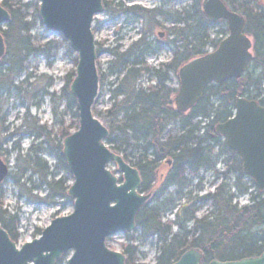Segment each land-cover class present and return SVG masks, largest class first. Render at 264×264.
Masks as SVG:
<instances>
[{
  "label": "trees",
  "instance_id": "obj_1",
  "mask_svg": "<svg viewBox=\"0 0 264 264\" xmlns=\"http://www.w3.org/2000/svg\"><path fill=\"white\" fill-rule=\"evenodd\" d=\"M160 1L162 5L167 3V0ZM191 1V13H184L187 19L178 16L176 20L177 25L182 24L185 27L173 30L170 33L173 41L168 44L174 46L180 43L179 48L182 52L174 51V59L166 66H162L161 70L154 71L157 84L145 92L137 86V82L141 77L140 73L151 71L145 67L140 49L145 39L159 26L157 20L164 17V14L158 8L124 7L122 4L114 5L103 0L105 13L110 19L119 16L132 22L142 19L147 27L126 52L122 54L113 52L111 74H117V77L121 74L123 76L114 85L113 102L106 111V116L112 119L121 116V122L117 127L111 126L106 144L113 151L122 154L123 159L138 170L141 177L139 193L151 192L155 171L161 162L171 163L168 173L165 176L160 175V178H163L161 185L136 215L134 234L139 233V237L125 234L128 240L120 249L125 257V264H139V246L134 244L137 239L155 238L160 250L155 264H173L190 249L197 250L201 254V264H209L213 260L225 262L257 257L264 251V191L259 192L258 196H253L251 186L241 184L242 179L245 178L241 160L225 144L222 145L223 152L230 154L233 159H231L233 163L231 168L226 167L227 163L224 162L225 169L216 172L211 156L213 149L220 145V137L215 134L214 128L232 116L235 100L248 96L252 91L257 94L256 98L263 95L261 99L264 101V89L260 88L263 82L260 75H264V0H222L231 11L245 19V33L253 42V59L250 66L253 73H259L258 76L246 72L237 80L209 85L196 105L188 113L183 114L172 108L171 97L176 90L166 87L169 79L168 71L176 75L180 66L205 55L207 48H217L220 42L209 38L210 29L214 24H210L203 16L200 6L202 0ZM0 3L10 15V21L5 28H0L6 46L5 57L0 61V92L9 93L19 87L14 84L16 79L24 75L29 76L30 57L37 55L48 57L44 48L49 43L42 45L34 43L31 37L34 26L26 16L30 7L28 3L22 4L15 0H2ZM32 4V8L37 12L38 4L35 2ZM145 46L148 48L149 44ZM96 52L98 54L97 45ZM76 63L77 60L74 59L75 67ZM136 67L139 69L135 70ZM73 77L74 72H71L63 78L64 85L57 96L65 103V109L71 116L70 126L57 124L55 132L45 127L36 128L34 135L39 140V146L38 148L32 146L30 154L24 157L26 158L24 173H29L30 177H40L39 187L46 192L41 199L33 197V200L48 205H56L59 200L71 202L67 196L71 178L56 179V176L49 172L48 167L40 166L39 162L41 155H50L60 165L61 171L68 173L62 155V141L70 135L71 130L78 128L76 101L69 92ZM103 80L102 75L101 81ZM118 98L121 100L117 101ZM212 99L217 100L216 107L211 102ZM197 118L211 119L202 135H199L201 132L199 122H195ZM170 125H176L178 132L163 140L162 136ZM115 133L118 137H114ZM125 136L134 141L135 149L141 150L136 161L132 162L129 159L131 156L125 155L126 150L130 148L129 140L123 138ZM138 144H142V147H138ZM1 145L0 155L3 153ZM13 150L17 151L18 148L15 146ZM32 152L35 155L34 160L30 158ZM148 153L151 159L147 158ZM200 169L206 172L214 171V181L218 182L222 179V182L213 194L197 198V201L203 203L210 201L216 211L213 218L212 214L206 213L198 220L195 218L196 201L181 206H177L176 203L181 199L186 184L185 173L196 174ZM235 173L237 177L234 188L237 194L247 195L250 191V203L240 208L232 204L234 196L229 194V186L225 184L230 179L229 175ZM170 187H176V192L168 193ZM34 189L37 191L36 187ZM174 211H176L174 220L164 223L162 214ZM0 224L10 239L16 243L18 226L16 216L2 211L1 205ZM188 224H190L189 228ZM174 227L177 229L175 233L172 232ZM108 241L109 239L106 242Z\"/></svg>",
  "mask_w": 264,
  "mask_h": 264
},
{
  "label": "water",
  "instance_id": "obj_2",
  "mask_svg": "<svg viewBox=\"0 0 264 264\" xmlns=\"http://www.w3.org/2000/svg\"><path fill=\"white\" fill-rule=\"evenodd\" d=\"M36 1L43 26L60 34L77 55L69 92L76 101L78 128L62 141V155L72 178L67 195L73 201V211L54 218L38 238L19 248L0 226V264H57L67 252H72L67 264H125L124 255L110 250L106 239L132 233L136 215L152 193L138 192V170L106 145L109 131L92 112L99 92L92 24L104 11L103 0ZM201 11L209 23L224 20L228 35L215 50L179 68L173 102L183 114L196 105L207 86L239 79L252 60V41L244 33L242 16L230 11L222 0H202ZM9 21V13L0 5V27ZM5 53L0 33V61ZM214 132L239 156L243 174L263 191L264 107L237 98L233 116L216 125ZM109 164L121 174L120 180L107 169ZM7 174V166L0 160V182ZM201 260V254L190 249L173 264H201ZM209 264H264V251L257 257Z\"/></svg>",
  "mask_w": 264,
  "mask_h": 264
},
{
  "label": "rangeland",
  "instance_id": "obj_3",
  "mask_svg": "<svg viewBox=\"0 0 264 264\" xmlns=\"http://www.w3.org/2000/svg\"><path fill=\"white\" fill-rule=\"evenodd\" d=\"M1 1L2 0H0V2ZM15 1H19L22 4L28 3L30 6L27 15L25 12L24 14L28 16V19L34 26L31 31V37L34 43L38 45L49 43V45L44 48L45 54H47L48 57L37 55L29 58V76L24 75L16 79L14 84L19 86L17 90L10 91L9 93L0 92V144H2L1 151L4 153L0 155V160L5 163L8 169V175L0 182V205L2 211H5L8 215L16 216L18 224L16 230V245L20 247L24 243L38 238L42 230L46 228L54 218L67 216L73 211V201L70 198L71 202L59 200L56 205H48L44 202L33 200V197L41 199L45 196L46 192L42 187H39L41 183L40 177H30L29 173H24L23 169L26 166V158L24 157L30 154L32 146L35 148L39 146V140L34 135L36 128L45 127L47 130L55 132L57 131V124H63L65 127L71 124V116L65 109V103L60 101L57 96L64 85L63 78L67 74L75 72L74 59L77 60V55L70 49L68 42L64 40L60 34L52 33L43 26L38 12H35L34 8H32V2L38 4L36 0ZM106 1L112 2L114 5L122 4L124 7L136 6L143 9H152L156 6V8L161 10L164 14V17L157 20L159 26L145 39L152 53L143 56L142 60L145 67L150 69L151 72L140 73L141 77L137 82V86L147 92V90L154 88L157 84L156 78L153 75L154 71L161 70V65L171 62L174 59V51L177 53L182 52L181 49H177L180 47V44L174 46L168 45L173 41V36L170 35V33L176 28L185 27V25L182 24L177 25L176 20L178 16L185 19L186 15L184 13H191L192 1L167 0V3L164 5H162L160 0L154 2L152 0ZM146 29L147 27L142 19L134 22L120 16L115 19H110L105 12L97 15L92 24L95 45H97L98 48L96 66L99 75V92L92 112L108 130L111 126H119L121 122V116H118L116 119L106 116V111L113 102L112 93L115 88L114 85L119 82V79L123 76L122 74L118 75V77L114 75L106 76L107 69L110 66L109 64L114 60L113 52L115 51L118 54L126 52L128 46L141 37ZM160 32H165V35L162 37L164 41L157 44L159 40L157 35ZM227 34L228 30L226 24L224 22H216L210 29L209 38L211 40H221L226 37ZM211 50L212 48L206 49V51ZM70 51L72 53H70ZM4 68H6V66H4ZM138 69V67L135 68V70ZM258 74L257 72L254 75L258 76ZM102 75L104 77L103 82L101 81ZM22 81L23 83H21ZM166 87L176 90L177 93L179 82L173 73L169 74ZM260 88L264 89V82H262ZM52 94H54V96H52ZM175 94H173V96ZM251 95L254 96V92L251 91ZM173 96L171 97L172 99ZM120 100L121 98L117 99V101ZM211 102L214 103L215 107L218 105L216 99H212ZM172 108L174 109V106H172ZM210 121L211 119L204 118H197L195 120V122H199L198 126L201 129L199 135H202L203 126ZM177 128L176 125H170L163 134L162 139L164 140L169 136L175 135L178 132ZM74 131L75 130H71L70 134ZM32 137H34V139H32ZM114 137H118V134L115 133ZM123 138L129 140L128 145L130 146V148L126 150L125 155H130L131 157L129 159L132 162L138 160L141 150L135 149L134 141L130 140L128 136ZM219 142L220 145L215 147L211 154L213 162L215 163L214 170L216 172H221L225 169L224 162L227 163L226 167L228 168L233 166L231 155L223 152L224 148H222V145L225 143L221 137ZM15 146L18 148L17 151L13 150ZM139 146L142 147V144H138V147ZM120 155L122 156V154ZM37 156L39 157V155ZM30 158L32 160L35 159L33 152ZM147 158H152L149 156V153ZM40 160L39 165H46L49 172H52L56 176V179L70 177L69 173L61 171L60 165H58L52 156L43 154ZM166 163L161 162L155 171V180L152 183L151 189L152 193L158 189L163 181L160 175L163 174L165 176L169 171V167ZM107 169L112 172L116 178L119 180L121 179V174L116 171L113 164H109ZM184 176L186 184L181 193L182 197L176 205L181 206L196 201L194 204L197 209L195 218L199 220L204 217L206 213L212 214L213 218L216 213L214 206L210 202L204 204L201 201H197V198H200L203 194H213L222 182V179L218 182L214 181V171L206 172L202 169L197 171L196 174H189L186 172ZM236 177V173L229 175L230 179L226 181L225 184L229 186V194L234 196L232 204L240 208L248 205L249 200L247 196H239L237 194L234 188ZM68 184L70 185L71 181ZM241 184L251 186V194L253 196H258L259 191L252 180L245 177L242 179ZM35 187L37 191L34 189ZM174 192H176V187H170L168 189V193ZM173 213L174 212H166L162 214V221L164 223L172 222ZM187 227L189 228L190 224H188ZM172 232H177V229L174 227ZM134 237L138 238L139 233L134 234ZM127 240L124 234H119L109 238V241L106 242V246L112 251L119 252L121 245L125 244ZM134 244L139 246V264L156 263L160 250L159 244L155 242V238L145 240L137 239ZM71 254L72 252L64 254L58 261V264H67Z\"/></svg>",
  "mask_w": 264,
  "mask_h": 264
},
{
  "label": "flooded vegetation",
  "instance_id": "obj_4",
  "mask_svg": "<svg viewBox=\"0 0 264 264\" xmlns=\"http://www.w3.org/2000/svg\"><path fill=\"white\" fill-rule=\"evenodd\" d=\"M163 35H165V32L163 33V32H160V33H158V43L157 44H159V43H161V42H163L164 40H162V37H163ZM134 43V42H133ZM180 44V43H179ZM146 44H145V41H144V44L142 45V49H140V52L142 53L141 55H143V56H145L146 54H148V53H152V51L149 49V46H148V48H147V46H145ZM130 46H131V44H130ZM130 46H128V48L130 47ZM119 48H120V46H119ZM127 48V49H128ZM177 49H181V48H177ZM149 50V51H148ZM182 50V49H181ZM146 51H148V52H146ZM137 55V52L135 53V56ZM252 55H253V48H252ZM252 61V60H251ZM251 61H250V63L248 64V66H247V70H246V72H248V73H250L251 75H253V74H255V73H253V71L251 70ZM170 63V62H169ZM110 66H109V68L107 69V75L106 76H111V75H114L115 77H117V74H111V67H113V65L110 63L109 64ZM167 64H164V65H161V67L162 66H166ZM179 69V68H178ZM163 71H165V69L163 70ZM178 71V70H177ZM168 74H170V71H168ZM176 76V75H175ZM169 77V76H168ZM260 77L262 78V81L264 82V75L262 76V75H260ZM168 80V79H167ZM168 82V81H167ZM251 91V90H250ZM251 95V92L249 93V95L248 96H246V97H248L249 99H247L246 97H243V98H245L246 100H249V101H255L259 106H261V107H264V101H262V97H263V95H261V97H259V98H256L257 97V94H255L254 93V96H250ZM251 98V99H250ZM2 154H4V153H2ZM3 162V161H2ZM4 163V162H3ZM5 164V163H4ZM167 165H168V167H169V169H170V167H171V163L170 162H168L167 163Z\"/></svg>",
  "mask_w": 264,
  "mask_h": 264
}]
</instances>
